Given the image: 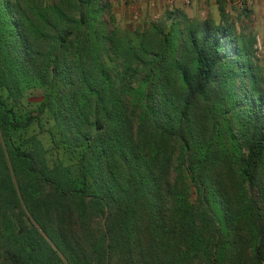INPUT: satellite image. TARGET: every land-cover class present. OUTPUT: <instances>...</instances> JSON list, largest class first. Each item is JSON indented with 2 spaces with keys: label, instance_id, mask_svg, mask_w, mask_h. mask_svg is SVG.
Instances as JSON below:
<instances>
[{
  "label": "trees",
  "instance_id": "trees-1",
  "mask_svg": "<svg viewBox=\"0 0 264 264\" xmlns=\"http://www.w3.org/2000/svg\"><path fill=\"white\" fill-rule=\"evenodd\" d=\"M253 44L179 9L125 31L109 0H0V264H264Z\"/></svg>",
  "mask_w": 264,
  "mask_h": 264
},
{
  "label": "rangeland",
  "instance_id": "rangeland-1",
  "mask_svg": "<svg viewBox=\"0 0 264 264\" xmlns=\"http://www.w3.org/2000/svg\"><path fill=\"white\" fill-rule=\"evenodd\" d=\"M185 1L109 0V3L114 26L119 30L132 31L141 28L145 23L160 20L164 14L174 9L181 10L191 20L202 21L208 19L214 24L230 25L237 37L254 40L252 60L258 67L261 79L264 80V47L263 41L256 35L254 30V18L251 12L252 0H249V5L245 7H239L237 5L238 0H233L231 3L222 2V17L219 16L217 11L216 4L218 0H188V4H185ZM37 101L38 97L36 96H29L26 100L31 104L37 103ZM45 122V120H42L39 125H34L31 128V133L35 134L44 148L47 149L49 142L45 131L48 128V123Z\"/></svg>",
  "mask_w": 264,
  "mask_h": 264
},
{
  "label": "crops",
  "instance_id": "crops-1",
  "mask_svg": "<svg viewBox=\"0 0 264 264\" xmlns=\"http://www.w3.org/2000/svg\"><path fill=\"white\" fill-rule=\"evenodd\" d=\"M251 12L254 18V30L263 41L264 47V0H252Z\"/></svg>",
  "mask_w": 264,
  "mask_h": 264
},
{
  "label": "built area",
  "instance_id": "built-area-1",
  "mask_svg": "<svg viewBox=\"0 0 264 264\" xmlns=\"http://www.w3.org/2000/svg\"><path fill=\"white\" fill-rule=\"evenodd\" d=\"M128 1H134V0H128ZM185 4H188V0L185 1ZM237 5L240 7H245L249 5V0H238ZM258 57V55H256Z\"/></svg>",
  "mask_w": 264,
  "mask_h": 264
}]
</instances>
